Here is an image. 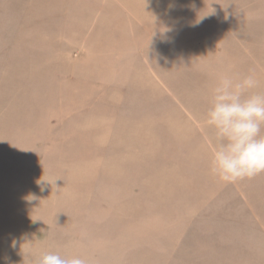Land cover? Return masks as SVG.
<instances>
[{
  "label": "rangeland",
  "instance_id": "374dc122",
  "mask_svg": "<svg viewBox=\"0 0 264 264\" xmlns=\"http://www.w3.org/2000/svg\"><path fill=\"white\" fill-rule=\"evenodd\" d=\"M124 1L0 0V264H264V173L219 182L204 121L264 93V0Z\"/></svg>",
  "mask_w": 264,
  "mask_h": 264
},
{
  "label": "clouds",
  "instance_id": "9594fccd",
  "mask_svg": "<svg viewBox=\"0 0 264 264\" xmlns=\"http://www.w3.org/2000/svg\"><path fill=\"white\" fill-rule=\"evenodd\" d=\"M258 85L254 73L237 78L222 75L211 90L204 116L205 124L214 132L209 171L221 183L232 184L264 173V93L250 91ZM36 264L89 262L48 251Z\"/></svg>",
  "mask_w": 264,
  "mask_h": 264
},
{
  "label": "crops",
  "instance_id": "0c3cea01",
  "mask_svg": "<svg viewBox=\"0 0 264 264\" xmlns=\"http://www.w3.org/2000/svg\"><path fill=\"white\" fill-rule=\"evenodd\" d=\"M109 1L111 2V6H115L117 9L119 10H127L128 11V5H126V2L128 1H124V0H103V2H105L106 4H108ZM129 14H127V17H125L126 19H128L129 21L124 22V24L127 25H140V24H144V22H142V16L137 15L135 12H128ZM131 16V17H130ZM130 18L132 20H137L140 19V21H131Z\"/></svg>",
  "mask_w": 264,
  "mask_h": 264
}]
</instances>
